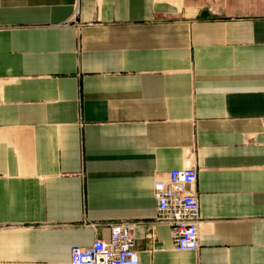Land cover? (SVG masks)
Listing matches in <instances>:
<instances>
[{"label": "crops", "instance_id": "1", "mask_svg": "<svg viewBox=\"0 0 264 264\" xmlns=\"http://www.w3.org/2000/svg\"><path fill=\"white\" fill-rule=\"evenodd\" d=\"M194 166L200 248L154 185ZM264 264V0H0V264Z\"/></svg>", "mask_w": 264, "mask_h": 264}, {"label": "built area", "instance_id": "2", "mask_svg": "<svg viewBox=\"0 0 264 264\" xmlns=\"http://www.w3.org/2000/svg\"><path fill=\"white\" fill-rule=\"evenodd\" d=\"M199 171L194 166L174 169L166 179L157 180L154 196L156 219L171 228L174 247L178 251L200 248L199 228L202 221L197 183ZM135 224L122 221L110 225V236L97 239L88 247L71 249L72 264H140L135 244Z\"/></svg>", "mask_w": 264, "mask_h": 264}]
</instances>
